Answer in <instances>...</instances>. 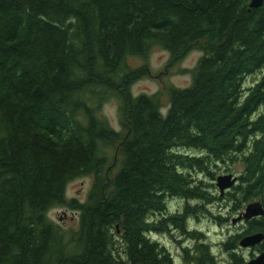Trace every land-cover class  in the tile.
<instances>
[{
	"label": "trees",
	"instance_id": "trees-1",
	"mask_svg": "<svg viewBox=\"0 0 264 264\" xmlns=\"http://www.w3.org/2000/svg\"><path fill=\"white\" fill-rule=\"evenodd\" d=\"M250 1L0 0V264H174L152 233L206 213L227 222L205 208L218 202L264 211V4ZM155 49L173 68L200 52L182 71L191 84L135 96ZM227 163L238 183L212 195ZM83 177L86 200L68 199ZM169 198L184 203L176 213ZM55 208L78 212V230L55 224ZM255 233L264 215L222 244L230 264H245L238 243ZM187 235L185 263L218 264Z\"/></svg>",
	"mask_w": 264,
	"mask_h": 264
},
{
	"label": "rangeland",
	"instance_id": "rangeland-1",
	"mask_svg": "<svg viewBox=\"0 0 264 264\" xmlns=\"http://www.w3.org/2000/svg\"><path fill=\"white\" fill-rule=\"evenodd\" d=\"M200 57V52L192 51L175 68H173L171 65H168L169 55L166 52L158 49L153 50L145 65L149 74L147 77L137 81L132 86V94L137 96L140 94L151 95L160 91L164 92L162 90L169 85H173L177 88L188 87L192 81L191 76L190 74L182 71L192 69ZM138 64H140V62ZM258 78L259 74L249 76L245 80V88L252 85ZM162 100L163 103H166V97L163 96ZM103 114L107 117L115 130H121L118 123L116 104L114 102L108 103L104 107ZM241 170L242 168L240 165H232L230 163L219 164L218 169L215 170L216 178L226 174H233L238 177ZM198 177L202 179L201 176ZM91 185V177L76 179L67 185L66 196L68 199L84 202L87 198ZM212 192V195H216V193H218L216 186L212 189ZM183 204L182 200L169 198L167 201V212L176 213L182 208ZM205 208L209 212L215 213L214 216L220 215V218H227V222L225 221L219 224L218 221L206 213L189 218L187 222L188 231H185V233L178 231L174 227H169L164 233L151 234L150 237L156 240L159 245L168 251L169 256L174 261V264H187L181 261L180 256L182 248L185 246L191 247L195 244V242L187 235L188 232L192 231L199 233L201 235V242L209 245L210 251L218 264H230L228 253L225 252L222 244L228 237L244 232L245 224H231V220L236 218L240 212L236 214L231 213L230 206H227L222 202L206 205ZM48 215L55 224L60 226L67 233V235L78 230V212L65 208H55L51 210ZM153 218H155L154 221L161 219L159 215ZM238 253L241 254L245 260L258 254V252L254 249H238Z\"/></svg>",
	"mask_w": 264,
	"mask_h": 264
},
{
	"label": "water",
	"instance_id": "water-1",
	"mask_svg": "<svg viewBox=\"0 0 264 264\" xmlns=\"http://www.w3.org/2000/svg\"><path fill=\"white\" fill-rule=\"evenodd\" d=\"M264 4V0H251L250 8L257 9ZM237 184V177L233 174H226L216 178L215 185L218 189L219 196L223 197L224 194L231 190ZM264 215L263 208L260 202H252L245 205L243 211L231 220V224L235 225L240 222H249L252 219L260 218ZM264 240V235L262 233H255L251 235L244 236L240 239L238 247L241 249L251 250L259 245ZM246 264H264V252L258 253L253 258L249 259Z\"/></svg>",
	"mask_w": 264,
	"mask_h": 264
},
{
	"label": "flooded vegetation",
	"instance_id": "flooded-vegetation-1",
	"mask_svg": "<svg viewBox=\"0 0 264 264\" xmlns=\"http://www.w3.org/2000/svg\"><path fill=\"white\" fill-rule=\"evenodd\" d=\"M204 245H207V244H205L204 243ZM208 247H209V245H207ZM192 247L193 246H185L184 248H182V253H181V256H180V258H181V261L182 262H184L185 263V252H184V249H186L187 251H188V253H190V256H191V254H192ZM209 250H210V248H209ZM168 252V251H167ZM251 258V257H250ZM248 260V259H247Z\"/></svg>",
	"mask_w": 264,
	"mask_h": 264
}]
</instances>
